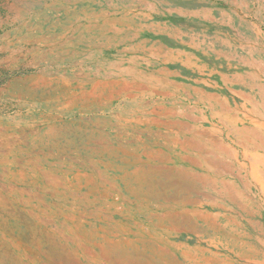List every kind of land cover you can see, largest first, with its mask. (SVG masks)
I'll use <instances>...</instances> for the list:
<instances>
[{"label": "rangeland", "instance_id": "374dc122", "mask_svg": "<svg viewBox=\"0 0 264 264\" xmlns=\"http://www.w3.org/2000/svg\"><path fill=\"white\" fill-rule=\"evenodd\" d=\"M191 11H197V14H192ZM178 31H180L179 34L177 33ZM217 36H219L218 39H216ZM247 37H250V42L247 40ZM219 39V45H214ZM241 39L243 40L241 41ZM146 42L150 44H146ZM154 42H161L165 47L171 49L192 51L194 56L199 60L197 63L199 68H196L195 74V86L204 92H215L216 97L223 101L217 102L212 100L211 104H209L207 100L210 99L201 100L202 97L196 92L195 103L193 101L187 102L188 109H192L196 113L195 119H179L185 124L188 122L191 126L196 125V129L197 127L198 129L202 127L205 132L207 131L205 139H214L219 146L223 145L229 151L227 161L237 158L238 163L235 160L233 162H225L233 165V172L232 176L229 173V175H225L224 179L238 188V192H241L240 195L242 196L241 204L245 203L250 208L249 210L255 216L253 219L254 223L264 232V180L261 182L255 179L252 176V167L250 166L255 165L253 167L257 171V177L264 178L262 176L264 174V0H0V147L2 145L4 147V151H0V162L5 161L3 164L0 163V173L4 168H10L14 171H24V166L27 169L31 166L27 167L26 162L22 161L11 165V162L14 160H10L14 159V157H8L10 149H13L15 144L17 145L22 140V136L18 135V130L22 126H25V124H28L27 126L33 125L32 121L26 118L27 115L34 117L43 114L49 115V113H51L50 115L53 114L52 116L57 115L56 112L51 111V106L45 104L48 100H44L43 103L31 102L33 98L29 99L27 93H23L25 91L24 83L27 79L38 75L43 77L44 81H52L53 83H76L75 80L77 79L82 82L85 89L89 90V84L92 81L95 83L100 80L103 82L107 80L113 82L112 80H114L121 83L125 81V83L130 85V82L135 78V73H140L143 76V83H145L146 79L150 77L149 67L153 66L155 61L160 63L156 57L151 56L148 52L151 44ZM251 49L255 51L254 58L258 64L254 68L243 65L244 68L240 69L241 65L236 59H231L227 63L222 62L218 56L219 50L225 53L233 52V54L247 56ZM156 65L158 66L159 64L157 63ZM126 68L132 69L131 71H125ZM136 69H139V71H134ZM157 71L153 72L157 73ZM212 72H221L229 77H232V74L239 73L245 76L246 85L239 87L233 82L228 87H225L224 82L219 80L218 74H215L213 79L210 78ZM252 74L254 75L253 78L251 77ZM84 75H86L87 79L82 77ZM88 75L89 77H87ZM160 76L163 75L159 74L157 78ZM120 78L125 80H121ZM254 78L258 79L260 85L258 88H252L247 85ZM208 80L218 83L219 88L216 89L210 86ZM176 82L184 84L187 81L178 78ZM72 86L75 85L73 84ZM128 87V91L122 93V96H113V99H115L109 102L108 109L97 108V111H89L83 115L79 113L70 115L68 113L64 114L63 118L59 121H78L83 117V121L85 120L88 124L94 119H99V121L103 122L105 118L111 119L115 114L120 113L119 110L124 108L126 110V107L129 109V106L134 105L131 104L133 101L140 103L142 109L145 110L144 115L147 117V106H151V104L143 102L157 93L154 92L151 95V92H147L144 86L130 85ZM136 89L137 92H135ZM169 89L172 93L178 92L175 88H163V90ZM242 91L245 94L243 98H241ZM178 93L180 96L185 97L188 94L182 89ZM256 94H258V97ZM252 96L256 97L258 102L256 100V102L251 101ZM140 97H143L144 100L140 101ZM156 98L158 96L154 97L155 100H157ZM128 99L132 101H126ZM182 105L181 108L177 106L178 112H185L187 110ZM14 118L21 121L20 126L16 125L15 120L13 121ZM130 125L136 126L135 124ZM105 127L103 125L102 130L108 132L110 136L115 134V132H112L113 128L109 129ZM8 128L11 130L9 131ZM137 128H141L142 130L143 125ZM127 131L129 132L130 130ZM130 132L129 134L134 135L133 139L139 136L138 138L146 141L145 143L149 145L147 147L154 146L150 144L152 139L148 138L147 133L145 135L140 131ZM251 132L252 135L250 134ZM83 133L63 132L61 135L67 136L73 144L71 142L67 144V142L57 143L56 141H51L52 143L50 142L45 146L39 157L44 158L46 155L49 162L42 168L46 169L49 164H54L55 166L58 165L59 168L66 166L64 170L68 171L72 166H77L78 162L89 173H92L91 167H95L98 169L96 170L97 172L106 174L104 171L107 165L116 168L124 166L122 162L118 161L107 162L108 156L106 154L92 152L89 149L87 139H89L88 136H92L90 134L98 137L101 134L107 135L106 133L98 131L85 133L86 135ZM243 133L245 134L243 135ZM238 135L240 136L238 137ZM7 139H10V142L13 140L15 144L7 146L8 144L5 143ZM244 140H247V143L243 144ZM123 141L130 142L131 137L125 136ZM162 143L159 141L157 147H153V149H161ZM207 145V151L213 150V146H211L212 148L210 147V142ZM139 146H142L141 142ZM18 147L16 146L13 150L14 153L30 152V148L20 147V145ZM135 148L136 146L134 145L130 149ZM70 149L77 152L78 156L74 160L60 161L59 159L49 158L51 153L56 154L59 150ZM165 152L168 151L165 150ZM175 152H179V149H176ZM211 155V152L207 154V156ZM253 155L263 159V161H259V165H256L250 159ZM98 160L100 161L98 162ZM181 165L186 166L187 164ZM109 173L112 175L109 177L111 181L116 176H121L119 172L113 173L109 171ZM97 175L94 172L93 176L95 179ZM246 179L248 180L246 181ZM97 181L100 182L101 180ZM115 181L119 183L122 192L128 199L126 206L133 209L131 212L133 219L139 223V226L132 227L135 229H130L132 234H129L128 238L135 240L137 236L134 233L138 231H141L148 238V234H152L153 227L147 222L146 214L137 212L140 206L146 205V202H141L138 197L131 195V189L127 191L125 183H122L121 179H116ZM128 181L129 183L131 182V186L134 185V189L138 190L141 188V191L138 190L140 194L152 192L151 188L145 185L146 182H159L153 180L144 182L143 180L144 185L138 188V185L135 184V179ZM39 184L43 185L44 181L41 180ZM246 184L247 187H245ZM15 187L18 189L23 188L21 185H15ZM81 191L83 193L81 201L84 205L82 209H85L89 213L94 209L92 200L95 199V195L86 198V190L82 189ZM118 196L119 194L117 193L112 196V199L118 198L119 200L120 196ZM45 199L48 203H53L52 210H57L55 206L59 204L57 201H54L50 197H46ZM213 199L219 200L217 198ZM97 201H100L98 204L105 206V201L101 198L98 197ZM129 201H133V204H130ZM223 202V205L214 206V209L204 204L205 206L200 210L228 216L231 214L228 209H231L233 205L227 202V200ZM156 204L158 206L165 205L162 200L155 198H152L149 202L151 209L156 207ZM118 208L119 210L121 209L120 206ZM189 209L197 210L193 207H189ZM119 210H110L109 214L114 213V215L111 214L113 221H122V218L126 216L125 212L123 216V212ZM166 210L168 209L163 210L160 208L159 213H163ZM49 214L52 215L51 213ZM241 220L242 224H247L244 218ZM223 223L224 219L222 218L221 225ZM101 225L103 224L85 225V228H88V233L91 234L94 233V228L98 227L99 229ZM138 227L140 228L138 229ZM49 228L54 227L50 226ZM246 230L256 236L258 235L257 232L245 227L240 228L239 231ZM160 231L161 229H157L156 235H159ZM64 234L68 235L66 232ZM166 242L167 246H171L173 249L172 244L185 243L191 249L198 243L195 237L187 239L183 236L170 238ZM262 243L264 244V241ZM203 248L207 250L206 257L215 256L217 259L223 258L221 245L216 247V244L207 245L206 243ZM99 252L101 253V251ZM126 252L127 250L125 249H107L104 255H101L118 259L124 258L123 256L126 255ZM191 253L194 255L193 251ZM176 255L177 260L180 261L194 258L191 255L190 258L187 257L186 259L185 257H181L179 252H176ZM255 259L253 264H264V257L257 256ZM241 261H243L241 262L242 264H248L247 261L249 262L247 259ZM103 263L105 261L100 260L97 264Z\"/></svg>", "mask_w": 264, "mask_h": 264}, {"label": "bare ground", "instance_id": "6f19581e", "mask_svg": "<svg viewBox=\"0 0 264 264\" xmlns=\"http://www.w3.org/2000/svg\"><path fill=\"white\" fill-rule=\"evenodd\" d=\"M82 77L85 79L86 75ZM75 81L76 83H65L64 80V83H53L52 81H44L43 77L38 75L32 76L24 83L25 91L23 93H27L29 99L33 98L31 102L43 103L44 100H48L45 104L51 106V111L56 112L57 115L52 116L51 113L35 117L27 115L26 118L31 120L33 125L27 126L28 124H25L18 130V135L22 136V140L17 145L13 140L10 142V139L5 141L8 144L7 146L15 144V147L10 149L8 153V157H14V159L9 160L15 161L11 162V165L22 161L26 162L27 167L31 166L28 169L24 166V171L4 168L0 173V264H97L100 260L105 261L103 264H189V262L190 264H242L243 261L241 260L243 259L249 260V262L247 261L248 264H253L257 256L264 257V244L262 243L264 232L254 223L255 216L249 210L250 208L245 203L241 204L242 196L240 195L241 192H238V188L224 179L225 175L230 173L232 176L233 172V165L225 162L235 160L238 163L237 158L230 161L225 160V157L229 156V151L223 145L219 146L214 139H205L208 132H205L202 127L200 129L197 127V131L193 135H190L189 131L185 134L177 132L172 134L148 133V138L152 139L150 144L154 145L153 147H157L159 141L163 143L161 149L147 147L149 145L145 143L146 141H142L141 138H138L139 136L133 139L134 135L129 134L130 131L134 133L138 129L137 127L146 124V120L143 123L138 116L141 113L144 115L145 110L136 101L131 103L134 105L129 106V109L127 107L126 110L125 108L121 109L119 110L120 113L115 114L113 118L111 116V119L105 118L103 122L94 119L88 124L85 120L83 121V117L78 121H59L64 114L68 113L70 115L75 113L83 115L89 111L108 109L113 96H122V93H126L128 86H130L125 81L121 83L114 80H112L113 82L100 80L95 83L92 81L88 90L84 88L81 81L77 79ZM73 84L75 86H72ZM135 92H137V89ZM63 105L65 106L63 107ZM256 118L258 117L256 116ZM14 120L16 125L20 126L21 121L17 118H14ZM164 124L167 125L168 123ZM103 125L109 129L113 128L112 132H115V134L110 136L108 132L102 130ZM179 127L186 128L188 126L184 123L182 126L180 124ZM8 130L11 129L8 128ZM97 131L104 132L107 135L101 134L95 137L90 134L92 136H88L89 139H87L89 149L92 152L106 154L108 156L107 162L118 161L122 162L124 166L116 168L107 165L104 171L107 175L103 172H97L98 169L95 167H91L92 173H89L78 162L77 166L71 168L69 166L68 171L64 170L66 166L59 168L58 165L55 166L54 164H49L46 169L42 168L49 162L46 155L44 158L39 157L45 146L51 141L72 143L71 139L62 136L61 133L84 132L83 134H85ZM250 134L252 135V132ZM125 136L131 137V141H123ZM140 142L142 146H139ZM209 142L210 147L213 146V148L211 147L213 150L207 151ZM244 143H247V140H244ZM19 145L20 147L30 148V152L14 153L13 150L16 146L19 148ZM134 145L136 148L130 149ZM177 148L184 153L188 149L194 150L195 158L191 159L182 154L183 156H176L177 158L172 159L171 153ZM164 149L168 152H165ZM0 151H4L3 145L0 147ZM210 152L212 155L207 156ZM77 156L76 150L70 149L59 150L56 154L51 153L49 158L64 161L74 160ZM250 159L256 165H259V161H263V159L254 155ZM173 160L175 161L173 162ZM0 163L3 164L5 161ZM181 164L187 165L182 166ZM250 166L252 167V176L262 182L264 178L257 177V171L253 167L255 165ZM250 166L248 165V167ZM109 171L119 172L121 176H114V180L111 181L109 177L112 175ZM94 172L96 175L98 174L96 179L101 180L100 182L93 176ZM116 179H121V182L125 183L127 191L131 189V195L138 197L141 202H146L145 206H140L137 209V212L146 214L147 222L153 227L152 234H149L148 239L144 238L141 231L134 233L137 236L135 240L127 238L129 234H132L130 229H135L132 227L139 226V223L133 219L131 213L133 209L126 206L128 203L127 197L119 195V200L118 198L112 199V195H116L121 191L118 188L119 183L115 181ZM134 179L138 188L144 185L143 180L144 182L149 180L159 182H146L145 185H148L152 192L140 194L138 190L141 191V188L134 189V185L131 186V182L128 181ZM41 180L44 181L43 185L39 184ZM15 185H21L23 188L18 189ZM245 187H247V184ZM82 189L87 192L85 194L86 198L95 195V199L92 200L94 209L89 213L82 209L84 206L81 201ZM46 197H50L59 203L55 205L57 210L51 209L53 203H48ZM98 197L105 201V206L98 204L100 203V201H97ZM152 198L162 200L165 205L158 206L156 204V207L151 209L149 202ZM224 200L233 205L230 206L231 209H228L231 212L228 216L200 210L205 206L204 204L214 209V206L223 205ZM129 202L133 204V201ZM119 206L121 207L120 210ZM189 207L197 210H190ZM160 208L168 210L159 213ZM111 209L122 211V215L124 216L126 213V216L122 218V221H113L111 214L114 215V213L109 214ZM222 218L224 219L223 225H221ZM240 218H244L247 224H242ZM100 223L103 225L99 229L98 227L94 228V233H88V228H85V225L91 226ZM241 224L243 227L257 232L258 235L256 236L247 230L239 231L240 228H243ZM50 226L54 228H49ZM157 229L168 230L170 233L193 231L199 241L191 249L184 245L175 246V244L174 249L167 245L159 246L158 243H161V240L157 241V237L154 235ZM65 232L68 235H65ZM206 243L207 245L216 244V247L221 245L223 258L206 257L207 250L203 248ZM107 249H125L127 252L123 256L124 258L114 259L103 256ZM192 251L194 255L191 253ZM176 252H179L181 257L186 259L187 257L190 258L191 255L194 258L180 261L177 260Z\"/></svg>", "mask_w": 264, "mask_h": 264}, {"label": "crops", "instance_id": "0c3cea01", "mask_svg": "<svg viewBox=\"0 0 264 264\" xmlns=\"http://www.w3.org/2000/svg\"><path fill=\"white\" fill-rule=\"evenodd\" d=\"M191 13L196 15L197 11H191ZM177 33L179 34L180 31H178ZM241 36L244 37L243 35H241ZM218 37L219 36H217L216 39H218ZM249 39H250V37H247V40L250 42ZM242 40L243 39H241V41ZM248 41H246V42H248ZM219 42H220V39L214 45L218 46ZM146 44H150V43L146 42ZM148 52L151 56L156 57L160 61V63L155 61L153 66L149 67V70H150L149 76L150 77L146 79L145 83H143V76H141L140 73L136 74L134 72L136 78H134V80H133L134 82L133 81L130 82V85L132 83H134L135 85L132 84L131 86H136V84H137V86L142 85L146 89L149 86L147 90L150 89L149 90V92H151L150 94L153 95L154 92L157 94H155V96H150L151 98H147L146 101L143 102V103L147 102V103L151 104V106H147V110H148V112L146 114L147 117H145V115H141V114L139 115V117H141L140 120L143 123L146 120V124L143 125L142 130H141V128H138L136 130V132L140 131L141 133L146 135V133L147 134L148 133H150V134L151 133L172 134V133H176V132L179 134L180 133L185 134V133H187V131H189L190 135H193L195 133V131H197L195 126H191L187 122L185 125L188 127H186V128H180L179 127L180 124L182 126V125H184V123L181 122L178 117H180V118L185 117L188 119H193L196 116V113L194 110L188 109L187 102L193 101L195 103L196 92L199 93V95L202 98H204V97L206 98V99L201 98V100L210 99V100H207L209 104H211L212 100L217 101V102H223V101L219 100V98L216 97V95L214 94L215 92H210V93L204 92L201 89H197V87L195 86V82H196L195 74H196V68L197 69L199 68L197 66V63L199 62V60L197 59V57L194 56L192 51H189L186 49H171V48L165 47L163 45V43H161V42H154L151 44L150 50ZM254 53H255L254 49H251L248 52L247 56L233 54V52L225 53V52H222L221 50H219L218 56L222 62H227V63H229V61L231 59H236L241 65L240 69H242V68H244L243 65H246L249 68L250 67L254 68L255 66L258 65L256 59L254 58ZM145 54H147V53L145 52ZM155 63L156 64L158 63L159 65L157 66ZM131 69L132 68H126L125 71H131ZM157 70H159V71H157ZM134 71H139V69H136ZM153 71H157V73H154ZM159 74H162L163 76H160L159 78H157V75L159 76ZM215 74L219 75V77H220L219 80L224 82L225 87H228V85L230 83H233V82H235V84H237L239 87H244L246 85L245 84V76H243L239 73L232 74V77H229V76H226L225 74H222L221 72L220 73L212 72V74H210V78L213 79ZM151 75H154V76H151ZM251 77L253 78L254 75L252 74ZM138 78L140 81L138 80ZM178 78H181L182 80H185L187 82L184 84L183 83H177L176 81ZM208 81L210 82V86L215 87L216 89L219 88L218 83L212 82L210 80H208ZM247 85L251 86L252 88H258L260 86L257 78H254V80H251V82L248 83ZM166 87L167 88H175L178 92H180V90L182 89L185 92H187L188 94L186 97L180 96L178 92L172 93L170 91V89L169 90H163V88H166ZM157 96H158V98H156L157 100H155L154 97H157ZM244 96H245V94L242 91L241 98H243ZM256 96L258 97V94H256ZM256 99L257 98L254 96L251 97V101H253V102ZM142 100H144L143 97H140V101H142ZM166 100H169V101L166 102ZM126 101L130 102L132 100L128 99ZM199 101H200V99H199ZM200 102H202V101H200ZM166 103H168V104H166ZM181 104H183L182 107L187 109L185 112H178L177 111V106H180V108H181ZM153 111H154V113H153ZM188 115H190V116H188ZM142 118H143V120H142ZM150 119H152V120L150 121ZM166 121H168V122H166ZM151 122H153V123H151ZM164 123H168L169 125L168 124L165 125ZM171 124H173L172 127H171ZM169 130H171V131H169ZM177 149H179V148H177ZM175 150L176 149H174L172 151V153H173L172 158L173 159H175L176 156L177 157L181 156L182 154L187 155L191 159L195 158L194 150L188 149V151L185 153L183 151H181L180 149H179V152H175ZM225 160H227V157H225ZM118 186H119L118 188L121 189V186L120 185H118ZM118 194L120 196H125V194L122 192V189ZM199 231L201 232V230H199ZM192 233H193V235H192ZM154 235L157 237V241L161 240L160 241L161 243H158L159 246L167 245L166 241L170 240V238H173V237H182L183 236V237H186L187 239L192 238V237H195V238L197 237V235L193 231H189V232L184 231L182 233H170L168 230H163V229H161L160 235H156V234H154ZM148 236H149V234H148ZM127 238H128V236H127ZM144 238H146V235H144ZM148 238H146V239H148ZM128 239L134 240V239H130V238H128ZM196 239H197V241H199L198 237ZM179 245H184L185 247L189 246V245H186L185 243L175 244V246H179ZM172 246H174V244H172Z\"/></svg>", "mask_w": 264, "mask_h": 264}]
</instances>
